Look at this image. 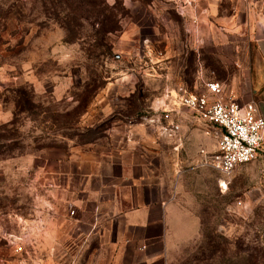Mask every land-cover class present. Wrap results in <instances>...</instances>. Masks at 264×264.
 Instances as JSON below:
<instances>
[{
    "label": "rangeland",
    "instance_id": "obj_1",
    "mask_svg": "<svg viewBox=\"0 0 264 264\" xmlns=\"http://www.w3.org/2000/svg\"><path fill=\"white\" fill-rule=\"evenodd\" d=\"M124 5L120 31L100 44L92 19L82 17L76 33L63 27L57 0H0V264H68L75 214L68 195L57 204L54 166L141 123L168 136L158 108L177 86L203 91L219 80L226 96L264 116V0ZM186 127L174 136H216ZM213 171L185 182L167 264H264V142L230 176ZM85 246L82 235L75 255Z\"/></svg>",
    "mask_w": 264,
    "mask_h": 264
},
{
    "label": "crops",
    "instance_id": "obj_2",
    "mask_svg": "<svg viewBox=\"0 0 264 264\" xmlns=\"http://www.w3.org/2000/svg\"><path fill=\"white\" fill-rule=\"evenodd\" d=\"M189 123L205 128L192 116L179 132H188ZM141 125L136 134L86 143L54 166L57 204L62 210L68 195L75 214L68 225V264H167L175 205L187 194L185 182L215 175L199 164L198 155V148H216L214 136H164L151 124L159 134L154 136ZM214 181L221 188V177ZM57 231L67 234L64 226ZM82 235L86 246L78 257Z\"/></svg>",
    "mask_w": 264,
    "mask_h": 264
},
{
    "label": "built area",
    "instance_id": "obj_3",
    "mask_svg": "<svg viewBox=\"0 0 264 264\" xmlns=\"http://www.w3.org/2000/svg\"><path fill=\"white\" fill-rule=\"evenodd\" d=\"M158 110L165 121L160 127L168 136L180 131L185 112H191L204 124L206 135L214 133L216 148L212 151L201 149L199 164L211 167L225 177L238 166L255 160L264 142V116L257 105L239 103L226 96L219 80L206 82L203 91L179 85L167 93ZM158 121L151 119L159 125Z\"/></svg>",
    "mask_w": 264,
    "mask_h": 264
},
{
    "label": "trees",
    "instance_id": "obj_4",
    "mask_svg": "<svg viewBox=\"0 0 264 264\" xmlns=\"http://www.w3.org/2000/svg\"><path fill=\"white\" fill-rule=\"evenodd\" d=\"M57 2L60 6L59 15L64 14L62 25L67 31L73 33L72 26H82L83 18L92 19L95 28L94 39L100 44L107 35L120 31V17L127 13L124 0H114L113 3L108 0H57ZM256 264L263 262L258 258Z\"/></svg>",
    "mask_w": 264,
    "mask_h": 264
}]
</instances>
